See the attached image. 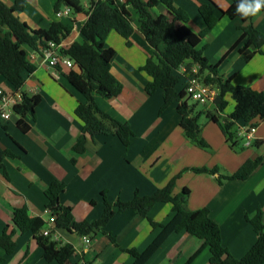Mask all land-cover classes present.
<instances>
[{
    "label": "crops",
    "instance_id": "0c3cea01",
    "mask_svg": "<svg viewBox=\"0 0 264 264\" xmlns=\"http://www.w3.org/2000/svg\"><path fill=\"white\" fill-rule=\"evenodd\" d=\"M2 1L8 6L16 2ZM25 1L26 8L16 15L30 28L44 30L53 22H62L71 30L62 46L68 47L82 40L81 29L88 20L87 14L61 18L55 11L58 0ZM206 1L174 0V6L188 14L187 25L195 34L206 28L199 12ZM211 1L222 10L229 9L232 3V0ZM83 2L87 5L86 0ZM129 11L134 20L131 45L128 46L116 32H112L106 41V47L116 51L111 71L122 91L111 99L95 95L104 112L129 124L134 134L129 146L113 133H102L94 138L86 135L85 151L76 153L74 146L82 135L84 123L75 111L85 98L65 77L68 70H62L61 77L55 78L52 71L41 64L40 54L29 50L36 71L27 77L21 93L41 96L35 113L25 118L30 129L28 132L20 130L18 115L8 121L0 120V146L14 155L5 158V167L0 169V235L10 225L16 232L17 243L10 255L0 247V257L5 259L2 264L45 262L43 250L34 235L21 233L12 224V216L16 208L26 207L32 217H42L47 222L45 192L53 182L65 183L60 202L73 209L76 221L93 222L102 216L105 198L110 202H128L136 193L150 196L186 169L177 180L174 195L188 189L189 210L209 209L221 229L223 245L229 254L241 259L256 243L258 235L247 218H253L261 209L264 226V120L258 123L252 146H244L242 152H238L230 147L221 128L208 118L207 113L212 112L213 107L202 106L199 122L210 150L200 149L190 142L180 126L181 117L175 104L160 114L164 91L159 89L153 95L146 93L151 77L140 68L152 56L153 49L140 31L138 14L130 7ZM150 12L157 18L167 15L168 9L160 2ZM217 14L218 24L201 41L198 49H202L212 65L219 67L222 78L234 77L236 84L264 92V46L263 54H256L248 62L242 59L239 48H232L242 35L241 29L250 23L264 34V12L260 11L250 22ZM169 45L170 40L165 39L160 48L166 50ZM190 62L188 60L186 64ZM181 87L182 83L177 89L181 90ZM0 88L13 91L12 85L2 76ZM234 106L235 102L230 100L225 115L231 113ZM237 126L240 129L244 125L238 122ZM259 157L263 159L262 164L247 180H228L224 185H219L216 176L191 170L218 167L222 175H232L247 160ZM113 211L109 223L89 236L90 244L77 234L62 229L56 231L62 243L74 246L73 264H212L209 247H203L204 241L184 231L170 234L147 255L162 228L152 226L147 218L134 210L119 212L114 208ZM149 217L158 224L169 223L174 217L172 205L156 204ZM107 234H111L116 243ZM132 249L144 254L142 261L128 252Z\"/></svg>",
    "mask_w": 264,
    "mask_h": 264
},
{
    "label": "trees",
    "instance_id": "16d2710c",
    "mask_svg": "<svg viewBox=\"0 0 264 264\" xmlns=\"http://www.w3.org/2000/svg\"><path fill=\"white\" fill-rule=\"evenodd\" d=\"M58 0L55 11L62 7H69L73 15L85 13L88 20L81 29L82 40L73 42L70 46H62V42L71 34L69 25L62 22H53L48 29L33 30L20 20L16 13L23 12L27 6L25 0H16L13 6H8L0 0V76L4 77L11 85L13 91L22 90L26 79L36 71V65L30 57L29 50L41 54L42 49L48 48L49 42H55L60 46L63 56L74 60L76 68L64 74L69 83L83 95L85 102L76 108V115L84 123L82 135L74 146V151L81 154L85 151L86 135L94 138L102 133H113L119 137L125 146L131 144L134 136L128 123L121 122L104 112L98 105L95 95L105 99L117 97L122 86L119 85L112 73V59L116 51L106 47V41L112 32H116L131 45V37L134 34L133 17L129 7L138 14L140 31L153 53L146 63L140 68L151 77L146 85V93L153 95L157 90L164 91V103L160 110L162 114L171 105L177 106V112L181 117L180 126L185 137L195 146L203 150H210V145L202 136L200 117L203 111L197 110L198 103H189L184 89L178 90L179 75L175 74L188 60L187 69L191 71L194 65L200 66V73L205 75V81L216 86L218 96L212 112H208V118L215 122L224 133L226 140L232 149H236L240 140L238 122L243 125L258 124L264 120V92L256 91L249 86L239 85L234 82V77L224 79L220 76L219 67L212 65L203 55L198 45L218 24L220 18L217 13L230 19L240 18L244 22H250L253 16L242 17L237 12L240 0H232L227 10L220 9L213 1L202 3L199 12L206 23V28L199 34H195L189 27L188 14L174 6V0ZM163 3L167 9V15L162 14L155 18L150 9ZM264 12V8H261ZM4 27L6 28L4 30ZM242 35L232 47L239 48L242 59L250 61L256 54H263L264 34L258 31L252 23L244 26ZM170 40L166 50L160 48L161 43ZM190 99L189 97H187ZM230 100L235 102L234 109L225 115ZM41 102V96L28 95L22 92V101L15 107V114L20 117L18 126L22 132H28L30 126L25 121L29 114H34L36 107ZM204 107V106H203ZM224 114L225 116H221ZM256 122V123H255ZM244 149V147H243ZM238 151V150H237ZM14 156L11 151L0 146V169H4V159ZM261 157L247 160L240 169L232 175H222L218 167L193 168L198 174L216 176L219 185H224L228 180H247L262 164ZM184 170L169 183L150 196L135 194L131 201L110 202L104 199L105 208L102 216L97 221H76L73 209L60 202V195L66 185L62 182H53L46 190L48 198L47 209L56 218V228L65 230L78 236H90L95 230H102L112 219L113 209L119 212L134 210L139 216L147 218L152 226L162 228L161 235L155 240L147 252H153L170 234L187 232L203 240V247H209L212 264H264V226L262 224V210L258 209L253 218H247L258 235L256 243L241 259L233 258L223 245L222 233L218 223L211 217L207 208L189 210L188 200L190 191L184 189L180 194L174 195L177 180ZM159 203L172 205L173 219L167 224L155 223L149 217L152 208ZM46 221L42 217H32L26 207L16 208L13 211L12 224L21 233H32L38 245L43 250L44 263L57 262L58 264H73L72 257L75 248L69 243L54 240V231L50 235L43 234ZM116 243V239L107 234ZM16 232L8 225L0 235V247L10 255L16 248ZM138 261H142L144 254L137 250H128ZM0 257V264L4 262ZM139 263V262H138Z\"/></svg>",
    "mask_w": 264,
    "mask_h": 264
},
{
    "label": "built area",
    "instance_id": "2783aa9c",
    "mask_svg": "<svg viewBox=\"0 0 264 264\" xmlns=\"http://www.w3.org/2000/svg\"><path fill=\"white\" fill-rule=\"evenodd\" d=\"M86 7L88 6L86 5ZM72 14V10L69 7H65L56 12V15L61 18L69 17ZM40 57L42 59L41 64L45 65L48 69H50L54 77L57 79L61 77L62 70L69 71L71 69L76 68L74 60L69 57L63 56L60 53V46L57 45L55 42H49L48 48L42 49ZM31 59L34 58L32 57ZM177 71H180L178 75L180 77V83H182L183 85L181 89L185 90L187 96L191 100L204 107L215 105V101L218 96L217 88L212 83H207L205 81V75L200 73V66L194 65L190 71L189 69H187V64H185L180 70ZM21 101L22 93L20 90L10 92L3 88H0V120L8 121L14 115H16L15 107L18 106ZM257 127V123H250L246 126H242V128L239 129V135L246 139V147H250L254 143V140L256 139ZM46 213L49 215V219L42 232L44 235L48 236L52 231H54V240L60 241L56 233V231L58 230L55 224L56 218L51 214V211L47 208ZM82 238L86 244L91 243V239L89 238V236H84Z\"/></svg>",
    "mask_w": 264,
    "mask_h": 264
},
{
    "label": "clouds",
    "instance_id": "9594fccd",
    "mask_svg": "<svg viewBox=\"0 0 264 264\" xmlns=\"http://www.w3.org/2000/svg\"><path fill=\"white\" fill-rule=\"evenodd\" d=\"M264 8V0H240L237 12L242 17L255 16Z\"/></svg>",
    "mask_w": 264,
    "mask_h": 264
},
{
    "label": "rangeland",
    "instance_id": "374dc122",
    "mask_svg": "<svg viewBox=\"0 0 264 264\" xmlns=\"http://www.w3.org/2000/svg\"><path fill=\"white\" fill-rule=\"evenodd\" d=\"M181 84V83H180ZM179 84V85H180ZM188 97V96H187ZM186 97V99L189 101V103H195L193 100H191V99H188ZM202 109V106L201 105H199L198 104V108H197V110H201ZM245 142H246V139H244V141L243 140H240L239 142H238V144H237V147H236V149L238 150V152H242V150H243V147L245 146ZM246 147V146H245Z\"/></svg>",
    "mask_w": 264,
    "mask_h": 264
}]
</instances>
